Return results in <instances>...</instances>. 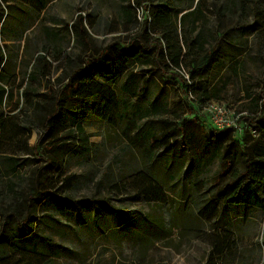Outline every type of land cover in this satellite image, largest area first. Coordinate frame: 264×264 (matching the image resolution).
Here are the masks:
<instances>
[{"label":"rangeland","instance_id":"374dc122","mask_svg":"<svg viewBox=\"0 0 264 264\" xmlns=\"http://www.w3.org/2000/svg\"><path fill=\"white\" fill-rule=\"evenodd\" d=\"M198 1L202 0H194V3ZM225 1L227 0H207L210 4L216 2V6H221ZM234 1V9L229 12L225 10L221 16L220 24L227 33L219 43V51L223 50L225 56L232 60L247 61V66L243 68L244 71L238 69L237 75L231 72L230 82L221 90L220 96L224 98L223 105L234 111L240 124L247 128L250 124L248 117L256 114L248 108L252 98L247 96V92H251L252 97L257 96L264 80V14H258V19L253 20L254 7L264 12V0ZM138 2L139 4L129 1L133 5L129 9L124 8L125 0H113L111 10L109 7H102V16L94 22L98 25L97 28H106L111 12H116L119 33L115 37L98 34L96 43L106 44L109 40L119 38L121 44H127L130 38L140 37L143 30H151L149 16L154 10L153 0ZM183 4L188 5L189 2L183 0ZM79 5L75 11L76 21L78 14H86L92 2L79 0ZM55 11L64 14L62 6ZM66 14L70 19L68 11ZM209 16L210 23L215 24L211 11ZM147 35L150 39L155 38L153 33ZM243 45H247L245 52L242 51ZM150 70L153 73L150 74ZM161 71L152 61L146 65V53L139 51L136 64L130 69L129 75H119L113 77L114 80L104 82L107 95L119 98L122 104L119 109L114 106L115 110L106 122L93 116L87 117L84 142L71 132L62 134L64 138L58 141L67 142L66 145L52 148V143L58 142H53L49 134L52 128L45 126L43 117L44 114L51 116L53 108L47 113L41 112L32 117L31 123L37 138H43L24 157L29 167L23 174L40 168L39 179L42 182L47 180L49 186L46 197L31 196L29 211L35 216L31 220L34 228L43 236L51 237L64 246L65 254L55 261L56 264H264V213L260 210L252 211L246 223L244 206L234 209L233 220L242 229H233L237 241L231 252L211 254L210 237L205 236V233L195 235L191 233L193 231L179 232L183 220L173 219L174 208L178 205L177 200H180L178 194L189 189L191 179L199 180L202 184L199 191L209 189L212 178L223 162L225 149L219 140L220 135L202 150V155L180 152L175 148L176 153L170 158L163 149L150 147L151 141L144 137L147 132L146 101L151 103L156 100L160 107L164 106L166 113H161L162 117L189 115L181 93V83L177 78L180 73L170 67H164ZM147 78L149 81H146ZM146 85L149 97H146ZM60 87L56 85L55 94L60 91ZM155 95L159 96L154 98ZM203 124H206L205 119ZM160 125L162 124L155 122L154 127H148L156 130L158 126L160 130ZM201 129L195 120L187 123L186 131L193 134V138H203ZM168 161L172 162L171 171L174 173L164 189L169 187L170 192L165 189L166 195L168 194L166 202L161 200L158 203L156 197L146 195L144 171L148 166L151 170L164 169ZM238 168H241V163ZM29 180L26 177L23 181L24 192L18 194L21 200L29 195L28 191L32 186ZM60 196L74 200L107 198L110 208L95 212L83 205L79 213L70 212L60 206L61 203L57 201ZM1 198L2 208L12 206L11 199L4 194H1ZM212 199L218 200L214 193L208 192L193 202L192 206ZM180 207L184 208L183 205ZM147 216L164 221L166 227L172 221L168 237H151L146 232ZM15 230L13 219L7 218L0 240V264H7L5 254L12 259L17 256L9 245L11 242L28 252H41L33 234V239L32 235H28L25 240L35 239L37 245L26 248L21 243V237L14 238ZM211 231L207 228L205 232L210 234ZM217 231L221 232L223 228L217 227Z\"/></svg>","mask_w":264,"mask_h":264},{"label":"trees","instance_id":"16d2710c","mask_svg":"<svg viewBox=\"0 0 264 264\" xmlns=\"http://www.w3.org/2000/svg\"><path fill=\"white\" fill-rule=\"evenodd\" d=\"M134 1L139 4L138 0ZM186 1L189 2L188 5H184L183 0H153L154 10L149 16L151 30L145 29L140 37L130 38L124 47L121 43L114 44L113 49L109 51L106 49L98 58H88L81 74L78 70L71 74L68 93L61 94L55 99L54 113L51 116L44 114L43 118L45 126L52 128L49 134L53 142L62 140L64 138L62 134L67 135L71 132L84 142L86 135L83 126L87 117L93 116L99 121L106 122L115 107L119 109L122 104L119 98L107 95L104 82L114 80L113 77L119 75H129L130 69L136 64L139 51L146 53V65L152 61L162 71L164 67H170L180 73L181 75L175 74L181 83V93L184 95L189 115L176 114L175 117H162L160 114L166 113L165 107H160L156 100L151 103L146 101L147 132L144 137L147 141H151L152 149H163L172 158L176 153L175 148L180 152H195L202 155V150L210 142L217 140V135L221 136L219 140L224 144L225 149L223 162L212 178L210 188L199 191L202 184L199 180L191 179L188 184L189 189L178 194L180 200H177L178 205L173 213L174 221L183 220L180 233L188 231H193L191 233L195 235L205 233V236L210 237V253L216 252L219 255V253L231 252L236 247L237 240L233 229H242L233 220L234 209L244 206L246 223L252 211L257 209L264 213V80L257 96L252 97L251 92H247V96L252 98L248 108L250 112L256 113L248 117L249 126L257 131L255 136L248 128L237 132L234 128L218 130L210 124L206 114L201 111L202 107L210 102L223 104L224 98L220 96V92L230 82L231 72L237 75L238 69L247 66V61L232 60L225 56L223 50L219 51V43L227 33L220 24L221 16L225 10L229 12L234 9V0H227L221 6H216V2L210 4L207 0L196 3L194 0ZM14 2L15 0H0L2 25L14 7ZM209 11L215 24L210 23ZM258 14L264 12L254 7V21L258 19ZM151 33L154 39H150L147 35ZM151 40L154 42L151 43ZM246 50L247 45H243L242 51ZM113 53H116L117 59ZM245 70L247 71V68ZM149 73H153V70ZM78 74L81 76L80 79ZM146 81L149 79L147 78ZM148 95L150 96L146 85V97H149ZM158 96L155 95L154 98ZM41 106V102H38L36 108L40 110ZM204 119L206 126L203 124ZM194 120L205 132L201 131L203 138H193V134L187 133V123ZM155 122L162 124L160 130L158 126L156 130L148 127L149 125L154 127ZM42 138L43 136L39 137L35 147L41 143ZM66 144L67 142H58L52 143L51 146L57 148ZM23 149L25 152L30 151L27 144H23ZM25 161L27 160L18 162L13 159L11 162L8 157L0 159V199H2L1 194H4L12 202V206L7 209L0 206V240L5 228V220L12 218L16 227L13 232L14 238L21 237V243L26 248H34L38 244L41 252H28L17 248L15 243L11 242L9 245L17 256L12 259L5 254L4 258L7 264H56L55 261L65 254L64 246L51 237L39 233L31 221L35 216L29 211L31 196L46 197L49 184L47 180L40 181V168L23 174L29 166ZM239 163L241 168H238ZM165 166L160 170H151L148 166L144 171L146 195L156 197L158 203H161V200L166 202L168 195L166 191L170 192V188L166 187L165 191L164 185L170 181L174 173L171 171L172 162L168 161ZM26 177L30 179L32 186L29 188V195L21 200L18 194L24 192L22 187ZM208 192L214 193L218 200L212 199L206 203L201 201L196 206H192L193 202ZM57 201L61 203L62 208L64 206L63 209L76 213L80 212L83 205L87 209H94L95 212L110 208L107 198L74 200L60 196L57 197ZM179 201H183L182 204H179ZM170 225L166 227L164 221L146 217V232L154 239L168 237ZM217 227H222L223 231L218 232ZM207 228L211 229L212 233L206 234ZM32 234L37 244L35 239L25 240Z\"/></svg>","mask_w":264,"mask_h":264},{"label":"crops","instance_id":"0c3cea01","mask_svg":"<svg viewBox=\"0 0 264 264\" xmlns=\"http://www.w3.org/2000/svg\"><path fill=\"white\" fill-rule=\"evenodd\" d=\"M89 1L91 8L84 16L78 14L76 23L79 0H15L5 23H0V159L20 162L28 156L39 138L32 117L50 108L54 112L55 99L68 93L71 74L77 70L81 74L88 58L96 59L120 43L119 38L96 43L98 34L115 37L119 33L116 12H111L106 28H97L94 23L102 16V7L111 10L113 0ZM125 1L124 8H132L129 1L134 0ZM59 6L64 8L63 15L55 11ZM56 85L62 87L55 94Z\"/></svg>","mask_w":264,"mask_h":264},{"label":"built area","instance_id":"2783aa9c","mask_svg":"<svg viewBox=\"0 0 264 264\" xmlns=\"http://www.w3.org/2000/svg\"><path fill=\"white\" fill-rule=\"evenodd\" d=\"M201 111L206 114L208 121L215 129L234 128L237 132H241L246 128V126H242V123L240 124L238 115H235L234 111H231L221 103H207L202 107ZM247 128L254 136L257 134V131L250 126Z\"/></svg>","mask_w":264,"mask_h":264}]
</instances>
